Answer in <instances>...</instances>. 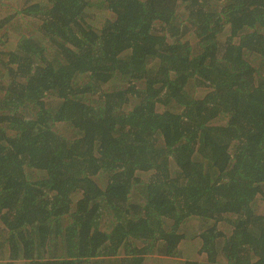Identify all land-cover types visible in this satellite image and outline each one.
Returning <instances> with one entry per match:
<instances>
[{
    "label": "trees",
    "instance_id": "obj_1",
    "mask_svg": "<svg viewBox=\"0 0 264 264\" xmlns=\"http://www.w3.org/2000/svg\"><path fill=\"white\" fill-rule=\"evenodd\" d=\"M16 14L37 32L0 35V264H264V0Z\"/></svg>",
    "mask_w": 264,
    "mask_h": 264
},
{
    "label": "rangeland",
    "instance_id": "obj_2",
    "mask_svg": "<svg viewBox=\"0 0 264 264\" xmlns=\"http://www.w3.org/2000/svg\"><path fill=\"white\" fill-rule=\"evenodd\" d=\"M25 1L26 0H4L3 2H1V4H0V18L4 19L10 13L16 12V10H19L21 8V6H23ZM100 15L103 16V13H101ZM13 16H12V18L10 16V18H11L10 21L6 25H4L3 27L0 28V35L6 33L7 35L5 36V38L7 36H9L10 41L8 44H13V42L18 40L19 36L24 35L26 33L36 34L37 26L33 23V21L28 20L27 18H24L21 15H17L15 17H13ZM258 66H259V64H258ZM259 67H260V69H258V71H260V73L264 74V67H263V65H261V63H260ZM196 93L198 94L199 91L196 90ZM61 128L65 129L64 127H61ZM65 131H66V129H65ZM143 177H145V175H143ZM134 199H137V197L134 196ZM255 210L258 213L264 214V192L260 193L259 196L257 197V200L255 202ZM185 225H184L185 231L188 234V238H190L194 234H197V232H199L202 228L206 227L205 224H203L201 221H199L198 219H193V218L190 219L187 222V224H185ZM186 227H187V229H186ZM220 227L225 232L230 231V226L227 222H223L222 224H220ZM196 238H198V237H196ZM182 244H183V246H182L181 251L184 252V255L181 258H179V260L182 259L181 261H183L184 260L183 258H199V254H198V250H197L199 248V239L192 240L190 244L188 243V241H185ZM158 261L159 262L157 263V257L156 256H151L149 259H147L146 264H175V262H173L174 257L169 258V257L160 256ZM16 264H23V262L19 261Z\"/></svg>",
    "mask_w": 264,
    "mask_h": 264
}]
</instances>
